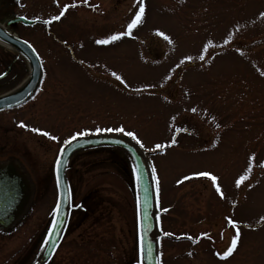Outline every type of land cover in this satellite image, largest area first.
I'll use <instances>...</instances> for the list:
<instances>
[{"label":"rangeland","instance_id":"obj_1","mask_svg":"<svg viewBox=\"0 0 264 264\" xmlns=\"http://www.w3.org/2000/svg\"><path fill=\"white\" fill-rule=\"evenodd\" d=\"M76 3L49 25L12 28L36 50L43 78L30 104L0 116V156L12 154L24 168L32 195L23 217L0 232V264L37 258L58 200L63 142L81 130L122 135L94 131L120 126L136 133L156 169L159 234H171L160 241V264H264V0H143L142 22L105 45L96 41L126 32L139 0H0V24L50 20ZM28 74L26 60L0 43V96ZM203 171L218 178L223 195L194 175ZM67 178L72 210L49 264H137L136 184L125 154L78 153ZM226 217L240 237L222 258L236 232ZM184 235L195 242L178 239Z\"/></svg>","mask_w":264,"mask_h":264},{"label":"water","instance_id":"obj_2","mask_svg":"<svg viewBox=\"0 0 264 264\" xmlns=\"http://www.w3.org/2000/svg\"><path fill=\"white\" fill-rule=\"evenodd\" d=\"M37 23H44V21L15 17L4 26L0 25V43L18 52L30 66L29 76L23 84L14 91L0 96V111L16 108L26 103L40 85L42 65L37 53L30 44L8 30L18 24L33 26ZM97 148L120 150L128 158L132 169L133 167L138 169V173L142 177L139 187H137L135 176L134 179L140 210L139 247L141 235L143 236L144 247L143 258L142 260L140 258V261L141 264H159L158 210L154 181L151 177L147 154L143 153L132 140L120 135L110 134L77 138L66 145L63 153L59 154L61 159L58 173L59 185L57 184L55 164L59 213L54 214L50 228H52L54 220L56 227L50 236L48 231L46 236L48 242L45 243L44 241L37 258L32 264H48L65 234L71 212V192L67 179V167L70 160L78 153ZM145 188L148 189L147 192H145ZM31 196L27 176L21 168L13 161L0 164V231L10 229L22 218ZM146 199L147 203L145 204ZM149 249H151V254H149Z\"/></svg>","mask_w":264,"mask_h":264},{"label":"snow or ice","instance_id":"obj_3","mask_svg":"<svg viewBox=\"0 0 264 264\" xmlns=\"http://www.w3.org/2000/svg\"><path fill=\"white\" fill-rule=\"evenodd\" d=\"M84 3H87V0H84ZM75 6H76L75 4H72V5L66 4V5H64L63 6V9L59 12L58 15H55V16L51 17L50 20H45L44 23L50 24L53 21H59L61 19V17H63L65 15V12L68 10L69 7H75ZM144 13H145V5L143 3V0H139L138 10L135 12L134 16L130 19V21L126 25L127 31L126 32H119V33L112 34V35L108 36L106 39L97 40L96 43L97 44H101V45H105V44H108L109 42L117 41V40H119L121 37H123L125 35H130L132 33V30L137 25H139L142 22ZM260 16L261 17H264V12H261L260 13ZM157 35L163 36V38L165 40H168L169 39L168 36H166L163 32H158ZM169 42H171V41H169ZM225 43H227V41H225ZM207 49H208V45H205L204 46V51L206 52ZM185 59L191 60L192 58L191 57H186ZM199 59L200 60H204L205 59V56L203 54H201L199 56ZM183 62L184 61L182 60L181 63H183ZM260 74L262 76H264V72H261ZM111 75L117 81H119L121 84H123V85H125V87H127V85H126L125 81L123 80V78L120 75H118L115 71H113L111 73ZM133 91H139V89H133ZM193 111H195V109H193ZM20 126L21 127H27L26 125L23 124V122H21ZM31 131L32 132H35V133H40V134H42L43 136H46V137H49L50 136L49 132L42 131L39 128H31ZM90 131L91 130H81V131H77L76 133H74V134L71 135V137H70L69 140H65L63 143L65 145H68V144L71 143L72 140H75L77 137L89 135V132ZM94 131L96 133H105V132H107V133H112V132L121 133L122 135H125V136L131 138L132 140H134L137 144L140 145L141 148L144 147L143 143L137 137L136 133L134 131L126 130L123 126H120V127H107V128L97 127V128L94 129ZM50 139L57 140L58 137H56V136H50ZM175 142L176 141L173 139L172 143H175ZM164 147H165L164 144H159L158 143V144L155 145V149H163ZM63 151H64V148L62 147L60 149V153L62 154ZM55 164H56V169H57V184L59 185V174L58 173H59V167H60V164H61V159H60L59 156L57 157V159L55 161ZM262 166H264V165H262ZM251 168H252V164H251V158H250V162H249V166H248V171L249 172L251 171ZM132 171H133V174H134L135 179H136L137 187H139L142 177L138 173V169L136 167H133ZM194 175L199 176V177H205V178L210 179L212 181L214 187H215L216 192L217 193H221V189H220L219 185L216 183L218 178L215 175H213L212 173L207 172V171L198 172V173H195ZM151 177H152V180L155 181L156 184H157V186H158L159 181H158V178H157V175H156V169H155V167H153L152 170H151ZM246 178H247L246 176L241 175L235 181L236 186L239 187L241 185V183L246 180ZM184 179H188V177H184ZM147 191H148V189L145 188V192H147ZM157 191H158V188H157ZM221 195H223V194L221 193ZM146 203H147V199L145 200V204ZM76 207H79V205H76ZM165 211H166V209H165ZM53 213L54 214H58L59 213V202H57L56 207L53 209ZM137 220H138V222L140 220L139 198H137ZM226 220H227V223L229 225H231L233 228H236V232L231 237L230 246H228L227 249H226V251H224L222 258H226V257H228L230 254H232L234 252V250L237 248L238 240H239V237H240V232H239V229L236 226L235 221H233L231 218H227V217H226ZM55 227H56V225H55V220H54L53 221V224H52V228H50L48 230L49 231V236L51 235L52 231L55 230ZM165 235H171V234L170 233H165ZM47 242L48 241H47V238H46L45 239V243H47ZM139 252H140V258L142 260L143 253H144L143 236L142 235L140 236ZM149 254H151V249H149ZM137 264H141V261L138 260Z\"/></svg>","mask_w":264,"mask_h":264},{"label":"flooded vegetation","instance_id":"obj_4","mask_svg":"<svg viewBox=\"0 0 264 264\" xmlns=\"http://www.w3.org/2000/svg\"><path fill=\"white\" fill-rule=\"evenodd\" d=\"M76 4H78V3H76ZM81 4H84V3H81ZM39 88H40V87H39ZM39 88H38V90L35 92V94L31 97V99H30L27 103H25L24 105H21V106H19V107H17V108H14V109H10V110L2 111V112H0V116L3 115V114H5V113L15 112V111H20L21 109H24V108H25L28 104H30V103L34 100V98L37 96V94H38V92H39ZM8 155H9V156H7V158H4V157L0 156V164H2V163H6V162H8L9 160H15L14 157L12 156V154H8ZM18 163H19V162H18ZM226 235H227V234H226ZM226 235L224 236L225 238H226ZM166 236L168 237V235H166ZM205 237H206V235H205L204 233H201V235H198L197 242H198V241H201L202 239H205ZM178 239H179V240H182V239H184V240H191V241H193V243L195 242L194 240H192L191 236H188V235L180 236V237H178Z\"/></svg>","mask_w":264,"mask_h":264},{"label":"bare ground","instance_id":"obj_5","mask_svg":"<svg viewBox=\"0 0 264 264\" xmlns=\"http://www.w3.org/2000/svg\"><path fill=\"white\" fill-rule=\"evenodd\" d=\"M22 84H23V83H22ZM22 84H21V85H22ZM22 217H23V216H22Z\"/></svg>","mask_w":264,"mask_h":264}]
</instances>
